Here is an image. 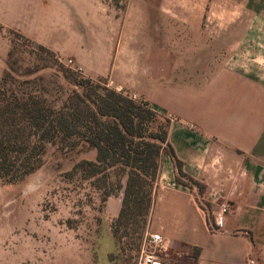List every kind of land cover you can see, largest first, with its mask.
I'll return each instance as SVG.
<instances>
[{
	"label": "crops",
	"instance_id": "crops-1",
	"mask_svg": "<svg viewBox=\"0 0 264 264\" xmlns=\"http://www.w3.org/2000/svg\"><path fill=\"white\" fill-rule=\"evenodd\" d=\"M204 1L150 4L187 33L183 52L176 54L180 76L170 74L175 62H166L159 67H167L162 72L166 87L153 85L147 95L143 85L129 82L126 74L136 69L133 54L123 47L111 67L120 68V76L114 80L110 74L107 86L133 92L157 115L170 116L167 143L184 175L204 188L200 194L196 187L177 184L173 162L163 152L147 228L160 234L172 251L188 258L198 251L194 264H264V0H247L245 5L221 1L208 8ZM206 10L208 17L202 20ZM54 12L60 27L70 24L69 13ZM216 12L232 18H218ZM38 43L62 57L69 55ZM220 200L228 202L230 213L217 228L213 219ZM106 208L114 219L120 197L108 199Z\"/></svg>",
	"mask_w": 264,
	"mask_h": 264
},
{
	"label": "rangeland",
	"instance_id": "rangeland-1",
	"mask_svg": "<svg viewBox=\"0 0 264 264\" xmlns=\"http://www.w3.org/2000/svg\"><path fill=\"white\" fill-rule=\"evenodd\" d=\"M221 1L229 3V0L204 2L208 8L209 4ZM233 1L245 5L247 0ZM154 2L156 0H0V24L4 25H0V78L6 68L10 40L18 39V34L34 51L38 46L45 47L38 42L62 49L69 55L62 57L53 52L58 63L69 68L67 61L71 60L74 68L82 70L78 73L81 77L106 85L110 74L114 80L120 76L121 69L111 70V67L115 64V52L124 47V52L133 54L136 69L126 74L129 82L137 87L143 85L147 95H151L153 85L166 87L167 76L163 73L167 67L160 66L171 60L175 62V70H172L178 72L170 74L178 76L182 72L181 67L177 69L180 56L176 54L183 52L181 42L187 35L179 24H171L157 6L150 5ZM167 2L200 4L202 0ZM120 6L124 8L117 9ZM57 9L70 14L69 25L60 27L58 18L55 22ZM128 10H131L129 14ZM170 13L182 18L179 12ZM215 15L232 18L224 12ZM200 17L205 20L207 10ZM18 41L22 43V39ZM40 74L51 82H63L56 69H46ZM107 87L115 90L114 85ZM115 91L133 101H144L125 89ZM158 117L159 122L167 119V116ZM43 159V167L22 182L0 185V264H134L138 254L132 246L125 245L121 254L114 249L109 231L112 219L106 203L100 202L98 192L78 175L65 176L78 161L94 159L90 146L81 144L73 152L49 147ZM191 260L183 256L173 262L192 264Z\"/></svg>",
	"mask_w": 264,
	"mask_h": 264
},
{
	"label": "trees",
	"instance_id": "trees-1",
	"mask_svg": "<svg viewBox=\"0 0 264 264\" xmlns=\"http://www.w3.org/2000/svg\"><path fill=\"white\" fill-rule=\"evenodd\" d=\"M16 36L22 43L10 40L0 78V185L20 183L38 172L49 147L73 152L86 144L94 159L78 161L65 176L88 181L102 204L120 197L119 212L109 225L114 249L121 254L129 245L138 254L163 152L173 162L177 184L204 191L184 175L168 145L169 121L159 122L148 102L81 77L58 63L51 50L38 46L34 51ZM46 69H56L63 82L45 79L40 73ZM191 256L194 264L198 251Z\"/></svg>",
	"mask_w": 264,
	"mask_h": 264
},
{
	"label": "built area",
	"instance_id": "built-area-1",
	"mask_svg": "<svg viewBox=\"0 0 264 264\" xmlns=\"http://www.w3.org/2000/svg\"><path fill=\"white\" fill-rule=\"evenodd\" d=\"M67 62L69 68H73V71L81 73L82 70L80 68H74L71 60ZM167 119L171 120L170 116ZM216 208L213 225L218 228L221 226L224 217L230 213V206L228 202L220 200L216 203ZM183 256L181 251H172L167 241L160 234L151 232L146 228L135 264H174L175 261H178ZM246 264L257 263L253 260H248Z\"/></svg>",
	"mask_w": 264,
	"mask_h": 264
}]
</instances>
